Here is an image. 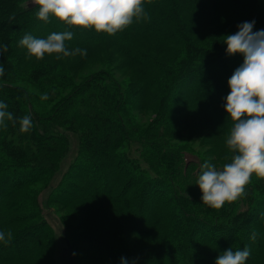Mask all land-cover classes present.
Segmentation results:
<instances>
[{"label": "trees", "instance_id": "trees-1", "mask_svg": "<svg viewBox=\"0 0 264 264\" xmlns=\"http://www.w3.org/2000/svg\"><path fill=\"white\" fill-rule=\"evenodd\" d=\"M144 9L150 19L109 35L51 15L45 23L33 0H0V46L8 47L0 101L17 121L0 126V231L8 240L0 264H55L58 238L45 209L71 211L62 218L64 263L215 264L229 244L249 248L245 264H264V179L253 174L245 194L219 209L202 202L196 184L205 162H231L226 137L216 134L233 126L224 98L244 58L228 55L223 40L244 21L264 29V0H144ZM64 31L73 33L66 48L86 56L38 60L18 46L25 34ZM93 56L101 67L88 72ZM120 68H134V79L119 78ZM25 115L29 132L20 131ZM202 131L216 136L206 150L191 141Z\"/></svg>", "mask_w": 264, "mask_h": 264}, {"label": "clouds", "instance_id": "clouds-1", "mask_svg": "<svg viewBox=\"0 0 264 264\" xmlns=\"http://www.w3.org/2000/svg\"><path fill=\"white\" fill-rule=\"evenodd\" d=\"M39 6L38 19L49 22L50 15L70 26L94 28L96 32L115 35L136 21L150 19L144 9V0H33ZM256 21H244L237 25L238 32L227 34L223 43L226 53L243 55V63L234 70L229 78L230 93L224 98L231 127L225 143L233 153L231 162L217 168L205 162L196 184L202 191L201 200L209 207L219 209L226 202H234L245 194L246 186L253 174L264 179V29L253 31ZM73 39L71 31L53 32L46 39L25 34L18 46L27 49L28 56L43 59L45 54H63L73 56L87 55L86 49L79 47L69 51L65 41ZM8 50L7 45L0 46V54ZM4 68L0 65V76ZM47 94L41 99H47ZM7 103L0 101V126L7 128V121H17L7 111ZM20 131L29 132L32 128L30 115L19 119ZM8 238L12 236L7 233ZM254 232L251 239L255 240ZM0 241L5 243V233L0 231ZM247 246L243 250L229 248L222 252L215 264H245L250 256ZM75 255V253H73ZM121 264H130L128 258L121 257ZM131 264H136L132 260Z\"/></svg>", "mask_w": 264, "mask_h": 264}, {"label": "rangeland", "instance_id": "rangeland-1", "mask_svg": "<svg viewBox=\"0 0 264 264\" xmlns=\"http://www.w3.org/2000/svg\"><path fill=\"white\" fill-rule=\"evenodd\" d=\"M240 57H238V58H240ZM117 62H119V61H117ZM85 64H84L85 65L84 69L87 70L88 72H90V71H92L94 69H98L99 67H101V65L97 62V59L95 58V56L89 58ZM132 69H134V68H132ZM132 69H129V68H120L117 71H115V73H116V75L119 78L123 79V81L124 80H126V81H129V80L132 81L134 79V73H132V71H133ZM186 90L185 91H182V92H179V97L185 98ZM138 112L139 111L135 110V113H138ZM147 116L150 117V113L149 112L147 113ZM147 116H146V118H147ZM139 119L141 121H143V120H145V117H142V114H140ZM201 130H203V129H201ZM186 133H187V131H186ZM206 133H207V131H202V132H200V135L199 136L193 137V140H191V141L193 142L194 147H197V148L200 147L203 150H206V149L210 148V145L213 143L212 140L216 136H225V137H227V135H225V134L222 135V134H219L218 133V134H216V136H214V135L211 136L210 135L209 136L210 138H209V137H206ZM205 138H209L207 140H210V142L206 143V145H203L202 142L205 140ZM207 140H206V142H207ZM74 142L77 143V139H74L73 140V144H74ZM74 151L75 150H73V152H71L70 155L66 158V160L64 161L63 166L66 165V167H68L69 164H70V162H72L74 160V158H75V157H73L74 156ZM218 166H219V164H218ZM38 186H40V185H38ZM49 191H50V187L49 186L48 187H45L44 189H42V191L39 194V200H40V202L44 201V199L47 198ZM19 194H16L15 197L22 198L21 197L22 196V193H19ZM154 203H155L154 198L150 199L149 205H152ZM45 212H46V217L49 220V222L52 225V227L54 228V230L56 232V235H57V238H58V251L56 252L55 264H71V262L64 263L63 260H62V258H61V249H63L66 246V240H65L66 228H65V226H64V224L62 222V218L63 217H67L71 211L68 210V209L61 210V211L59 210L58 211L59 213H57V212H54V211L49 212L48 209H45ZM145 216H146L145 218L148 217L147 212H146V215ZM197 228H199V227H197ZM202 234L203 233L201 231H197V232L194 233L195 236H200ZM208 237H209V239H211L210 236H208ZM208 241H210V240H208ZM225 247L227 249H229L230 248V245L229 244H226Z\"/></svg>", "mask_w": 264, "mask_h": 264}]
</instances>
